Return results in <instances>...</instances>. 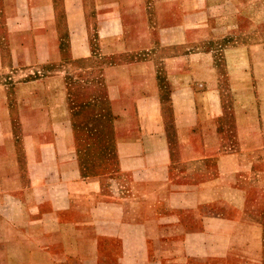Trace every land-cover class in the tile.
Here are the masks:
<instances>
[{
	"label": "crops",
	"instance_id": "1",
	"mask_svg": "<svg viewBox=\"0 0 264 264\" xmlns=\"http://www.w3.org/2000/svg\"><path fill=\"white\" fill-rule=\"evenodd\" d=\"M11 6L7 63L0 51V74H11L0 78V143L16 120L19 135L49 137L50 147L36 149L43 156L32 169L41 176L24 181L28 166L17 157L16 175L0 178V264H262L264 167L254 168L242 147L245 126L236 122L234 144L222 131L213 44L231 31L263 32L264 0ZM240 52L226 45L220 54L227 63ZM72 77L89 95L76 111ZM7 79L13 115L2 107ZM90 107L94 120L110 123L109 174L81 172L74 128H86L80 113Z\"/></svg>",
	"mask_w": 264,
	"mask_h": 264
},
{
	"label": "rangeland",
	"instance_id": "2",
	"mask_svg": "<svg viewBox=\"0 0 264 264\" xmlns=\"http://www.w3.org/2000/svg\"><path fill=\"white\" fill-rule=\"evenodd\" d=\"M14 0H0V51L2 60L7 63L10 56V48L14 44V37L10 40V35L14 34L9 22L15 17V9L9 8L13 5ZM22 33H28L24 31ZM18 43V42H16ZM240 47L241 60L227 63L221 57V51L224 47ZM214 50L217 54V63L220 68V97L222 99V114L220 122L222 131L226 135L228 141L235 139V124L245 126L248 133H245L242 147L245 151L254 154V168L264 167V31L260 32L253 29L247 33L238 36L237 33L231 31L226 37L214 40ZM6 65V64H5ZM228 66V69H226ZM3 72V73H2ZM39 72V71H38ZM9 70L3 69L0 78H5ZM8 80V79H7ZM9 87L6 95L1 94L3 101V110L11 109V114H15V106H13V97L11 96L13 79L8 80ZM72 88L68 92L69 107L72 111H76L77 105L82 98L88 97V92L78 90L77 81L72 77ZM7 83V84H8ZM235 85L236 88H232ZM241 89V92H240ZM42 95V91H37ZM43 100V98H41ZM36 109H44V102L41 105H35ZM98 110V109H97ZM44 111V110H43ZM17 112V111H16ZM78 113V112H77ZM95 108L90 107L80 113V119L85 123L84 126L78 124L75 132V147L78 151L82 163L87 165V169L81 168L83 175H95L99 173H112L116 169V159L113 151V144L110 139L109 129L104 128L110 125L105 119L103 121L94 120ZM78 119V114H76ZM103 127V138L97 136L95 128ZM30 128V127H29ZM43 128V126H40ZM13 136L6 138L4 143H0V178L12 177L16 175L17 163L15 158L18 157L19 162L24 161L28 168H20V172L24 181L30 182L31 177H39L42 172L40 169H32L33 164L38 162L43 154H38L36 149L39 146L50 147L49 137H25L19 135L22 133L23 127L18 121L12 120ZM40 130V129H39ZM107 134V136H106ZM6 148L8 150H6ZM34 150V151H33ZM23 151V152H20ZM11 155V158H10ZM9 157V158H8ZM99 162V168L94 167ZM262 218L263 229V254L262 264H264V203L259 208Z\"/></svg>",
	"mask_w": 264,
	"mask_h": 264
}]
</instances>
